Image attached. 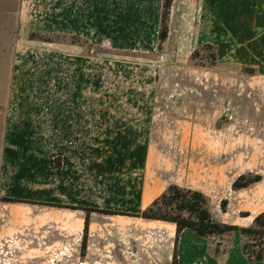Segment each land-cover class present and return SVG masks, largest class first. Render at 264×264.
Instances as JSON below:
<instances>
[{"label": "rangeland", "instance_id": "1", "mask_svg": "<svg viewBox=\"0 0 264 264\" xmlns=\"http://www.w3.org/2000/svg\"><path fill=\"white\" fill-rule=\"evenodd\" d=\"M20 1L12 27L17 0H0V264H264L239 232L134 216L170 183L225 223L264 210V44L256 67L236 62L234 5L173 0L159 47L163 0ZM246 173L261 180L233 190ZM68 206L94 209L84 256L86 214Z\"/></svg>", "mask_w": 264, "mask_h": 264}, {"label": "trees", "instance_id": "2", "mask_svg": "<svg viewBox=\"0 0 264 264\" xmlns=\"http://www.w3.org/2000/svg\"><path fill=\"white\" fill-rule=\"evenodd\" d=\"M173 0H163L159 25V47H162L168 37L169 14ZM203 48L213 49L214 46L205 43ZM215 62L216 54L212 53ZM253 74L254 69H247ZM261 175L246 173L237 177L233 183V190H240L259 182ZM7 202L21 201L19 199L5 198ZM23 202V201H21ZM70 209L85 211L84 235L82 242V256L86 250V234L90 223L89 212L94 209L86 207L68 206ZM222 210L226 211V201L222 202ZM113 214V213H112ZM145 220L164 221L175 225L176 235L189 229L202 238H221L228 234L239 232L242 238L241 252L249 262H264V211L258 213L249 226L240 227L218 219L212 212L210 198L199 189L170 183L166 189L152 202L134 215ZM219 253V247L215 250ZM172 264H178L176 254Z\"/></svg>", "mask_w": 264, "mask_h": 264}, {"label": "crops", "instance_id": "3", "mask_svg": "<svg viewBox=\"0 0 264 264\" xmlns=\"http://www.w3.org/2000/svg\"><path fill=\"white\" fill-rule=\"evenodd\" d=\"M223 1H225L226 3L229 1L230 4L234 5L235 7V12H236L235 26H236L237 44H236L234 56L236 58V62L246 67L247 66L256 67L257 65L255 63L257 62V56L260 51L259 43L262 42L264 44V0H223ZM2 16L3 17L7 16L10 18L9 24L12 27L17 26L20 23L22 16L21 1L17 0L15 6L12 7L10 10H3ZM63 24H65L66 26V22ZM208 43L212 44L211 42ZM216 59L218 60V55H216ZM47 135L49 137L51 136L50 130H47ZM185 232H189L187 233L189 235L190 234L196 235L194 232H192L189 229L183 230L180 234L182 233L184 234ZM196 236L199 237L198 235ZM212 259L213 261L207 264H227L229 261V258L222 260L216 258L214 255Z\"/></svg>", "mask_w": 264, "mask_h": 264}]
</instances>
